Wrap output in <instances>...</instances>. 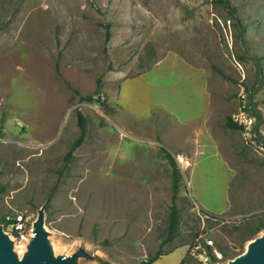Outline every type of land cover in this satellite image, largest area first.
Returning <instances> with one entry per match:
<instances>
[{"label":"rangeland","instance_id":"obj_1","mask_svg":"<svg viewBox=\"0 0 264 264\" xmlns=\"http://www.w3.org/2000/svg\"><path fill=\"white\" fill-rule=\"evenodd\" d=\"M142 72L147 91L135 82L120 107ZM243 100L264 135V0H0V216L46 204L55 252L96 256L81 264H140L161 247L176 249L153 264H198L191 245L207 239L211 264L225 262L264 215V145L227 125ZM163 147L182 170L168 242Z\"/></svg>","mask_w":264,"mask_h":264},{"label":"water","instance_id":"obj_2","mask_svg":"<svg viewBox=\"0 0 264 264\" xmlns=\"http://www.w3.org/2000/svg\"><path fill=\"white\" fill-rule=\"evenodd\" d=\"M261 122L256 126L259 136ZM96 256L81 246L72 254H57L46 227V204L38 210L34 221V235L27 243L23 256L16 249L14 239L0 223V264H81V258L94 259ZM217 264H264V231L250 239L245 250L225 262Z\"/></svg>","mask_w":264,"mask_h":264},{"label":"trees","instance_id":"obj_3","mask_svg":"<svg viewBox=\"0 0 264 264\" xmlns=\"http://www.w3.org/2000/svg\"><path fill=\"white\" fill-rule=\"evenodd\" d=\"M100 94H101V90L98 88L97 89V95H98L99 100H101ZM84 98L91 100V99H93V96L92 95H86V96H84ZM250 106H251L252 111H254L255 114L258 116L259 121H262L263 118H262L261 114L259 113V111L257 110V108L253 105L252 101L250 103ZM78 116H79V124L81 126V135L73 143V148L77 147L78 145L81 144V142L83 141V139L86 135V132H87V121H88L87 118L80 111L78 112ZM257 123H258V121H257ZM227 125L233 129H243L242 126L237 124L232 119V115L228 116ZM255 139L260 144L262 143V145H264V135L262 133H259V136L255 137ZM161 149H162V151H164L166 153L167 157L169 158V160L173 166V191H174L173 199H174V202L171 205V209H170V213H169V217H168V221H167V233H166V237L164 240V242H168V241H171L175 238L176 234L178 233L179 226L181 223L180 209H179L176 201H177L178 192L180 189L182 170L180 169L175 156L171 152L167 151L166 148L163 147ZM71 154H72V150L68 153V155L70 156ZM202 208L205 212H210L207 209H205L204 207H202ZM262 230H264V215L261 216L259 219H257L256 222H254V223L251 221L247 222L246 226L244 228H242V230H241V234L239 236V239L242 242H247L250 239L254 238L255 235ZM209 248H210V252L212 253V248L211 247H209ZM175 249L176 248H170L167 251H165L161 247L156 252V254L150 255L148 258L143 259L140 264H153L162 255L170 253V252L174 251ZM188 257H189V253H187L182 258L180 264H185L188 261ZM214 259H217L216 256H214ZM198 264H211V262H205L203 260H199Z\"/></svg>","mask_w":264,"mask_h":264},{"label":"built area","instance_id":"obj_4","mask_svg":"<svg viewBox=\"0 0 264 264\" xmlns=\"http://www.w3.org/2000/svg\"><path fill=\"white\" fill-rule=\"evenodd\" d=\"M251 102L243 100L239 108L232 114V119L242 126L246 134L250 137L254 135L257 126V115L252 111ZM36 216L33 218L29 214H25L23 211L7 212L0 216V223L3 229L9 236L14 239L16 246L23 245L26 249L27 243L31 240L34 235V221ZM214 244L212 239H207L205 246H202L200 242L191 245V252L199 260L205 262H212V254L210 253L209 247Z\"/></svg>","mask_w":264,"mask_h":264},{"label":"crops","instance_id":"obj_5","mask_svg":"<svg viewBox=\"0 0 264 264\" xmlns=\"http://www.w3.org/2000/svg\"><path fill=\"white\" fill-rule=\"evenodd\" d=\"M146 73L147 72H142L136 76L127 78V79L122 81V84L120 85L119 92H118V101H120V104H119L120 107H121V104H123L124 99L129 97L126 93L127 90H133L134 88H136L135 82L142 80L143 85L146 88L145 90L147 91V88L150 85V83L146 80ZM145 97L148 98V95H145ZM119 105L117 104V107H119ZM120 107H119V109H121ZM117 113H118V108H117Z\"/></svg>","mask_w":264,"mask_h":264},{"label":"bare ground","instance_id":"obj_6","mask_svg":"<svg viewBox=\"0 0 264 264\" xmlns=\"http://www.w3.org/2000/svg\"><path fill=\"white\" fill-rule=\"evenodd\" d=\"M17 251L20 253V255L22 256L25 252V247L23 245H17L16 246Z\"/></svg>","mask_w":264,"mask_h":264}]
</instances>
